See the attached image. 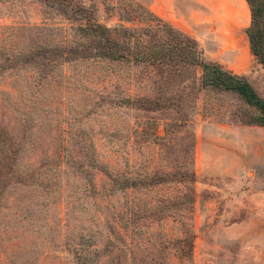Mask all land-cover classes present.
Instances as JSON below:
<instances>
[{"label":"rangeland","instance_id":"obj_1","mask_svg":"<svg viewBox=\"0 0 264 264\" xmlns=\"http://www.w3.org/2000/svg\"><path fill=\"white\" fill-rule=\"evenodd\" d=\"M191 9L0 0V264H264V127L243 124L251 110L203 88L178 53L113 62L84 32L152 28L139 36L153 53L198 50L264 98L246 2L199 0V42ZM226 20L239 53L221 43Z\"/></svg>","mask_w":264,"mask_h":264},{"label":"trees","instance_id":"obj_2","mask_svg":"<svg viewBox=\"0 0 264 264\" xmlns=\"http://www.w3.org/2000/svg\"><path fill=\"white\" fill-rule=\"evenodd\" d=\"M248 6L250 13V23L245 29V35L248 42L250 55L255 61L264 69V0H244ZM46 3V1H45ZM53 5V3H50ZM150 20L155 21V25H159L165 32H170L171 28L166 26L159 18L152 16L148 11L146 12ZM152 29V28H151ZM151 29H131L123 26H116L114 28H107L104 25L94 23L91 24L90 29L84 30L88 35L93 36L94 40L100 46H103L100 55L113 62L130 61L135 64L145 63L157 60L171 61L170 53H178L181 56L182 62L188 65L198 66L202 71V87L210 88L212 90L221 91L234 95L242 101V103L251 110L250 115L244 125L252 127H264V98L260 97L249 81L244 76H239L223 69L221 66L199 61V51L197 50L195 56L191 53L185 54V49L177 47L175 44L172 50H159L156 53L152 52L149 43H144L140 40V34H146ZM161 29V30H162ZM138 31L140 33H138ZM187 38V36H183ZM192 42L196 47L197 44L192 39L187 40ZM163 48V47H162ZM36 53H26L18 57L26 62ZM196 59V63H195ZM16 60L11 58V61Z\"/></svg>","mask_w":264,"mask_h":264},{"label":"crops","instance_id":"obj_3","mask_svg":"<svg viewBox=\"0 0 264 264\" xmlns=\"http://www.w3.org/2000/svg\"><path fill=\"white\" fill-rule=\"evenodd\" d=\"M189 3L193 5L194 9H191L192 11L190 10L191 12L189 11V14L187 15L189 20H186V26L195 37V40L199 42V0H189ZM224 23L221 31L222 45L226 49L233 50L234 52H241L242 47L240 43L235 44L232 33L227 30L231 26V22L226 20ZM229 35L232 37L229 38Z\"/></svg>","mask_w":264,"mask_h":264}]
</instances>
